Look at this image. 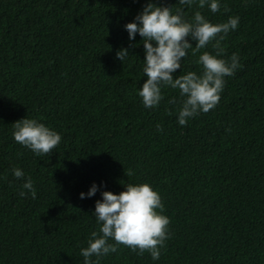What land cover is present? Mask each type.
I'll return each instance as SVG.
<instances>
[{"label":"trees","instance_id":"1","mask_svg":"<svg viewBox=\"0 0 264 264\" xmlns=\"http://www.w3.org/2000/svg\"><path fill=\"white\" fill-rule=\"evenodd\" d=\"M147 2L0 0V264H83L80 248L99 227L95 201L127 182L160 194L169 239L158 261L118 245L100 264H264V0H221L216 13L185 7L186 19L239 16V26L217 47L189 49L173 77L199 73L204 51L235 55L241 68L217 106L184 126L178 90L163 87L149 109L137 95L143 41H129L124 25ZM25 117L58 131L60 143L36 156L15 142L13 123ZM14 167L31 178L34 197ZM93 182L97 193L80 199Z\"/></svg>","mask_w":264,"mask_h":264},{"label":"clouds","instance_id":"2","mask_svg":"<svg viewBox=\"0 0 264 264\" xmlns=\"http://www.w3.org/2000/svg\"><path fill=\"white\" fill-rule=\"evenodd\" d=\"M194 3L198 8L207 6L212 13L222 7L221 0H176L178 6L173 12L172 7L157 5L149 0L133 21L124 25L129 41H133L137 34L143 41L142 73L146 79L137 91L140 103L146 109L155 108L163 99V87L178 90L182 99L176 121L180 126L215 108L225 80L233 78L241 68L235 55L225 60L219 57V53L204 51L196 61L201 66L199 73L187 71L173 77V73L181 69L189 49L199 51L211 41H215L213 47H217L230 31L239 26V16L230 15L225 22L212 23L200 11H194L191 18L186 19L184 9L192 8ZM224 11H228L227 7ZM190 41H194L195 46ZM128 56L126 48L121 47L116 52V58L122 63ZM176 102L175 98L168 101ZM156 128L158 132L162 131L159 124ZM12 137L36 156L49 153L61 141L58 131L27 117L13 123ZM12 175L16 179L24 178L22 188L35 196L31 178H26L18 167L12 169ZM98 190V185L93 182L86 193H79V198H91ZM19 195L23 197L26 192L21 191ZM100 196L92 213L99 226L98 231H92L86 240L87 246L80 248L83 264H100V258L115 253L118 245H124L138 255L147 251L153 261H158L169 239L170 221L164 214L160 194L152 185L127 182L118 194L101 191ZM110 240L113 243H109Z\"/></svg>","mask_w":264,"mask_h":264}]
</instances>
